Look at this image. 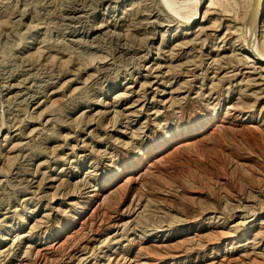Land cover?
I'll list each match as a JSON object with an SVG mask.
<instances>
[{"label": "rangeland", "instance_id": "obj_1", "mask_svg": "<svg viewBox=\"0 0 264 264\" xmlns=\"http://www.w3.org/2000/svg\"><path fill=\"white\" fill-rule=\"evenodd\" d=\"M165 1L0 0V264H264V14Z\"/></svg>", "mask_w": 264, "mask_h": 264}, {"label": "bare ground", "instance_id": "obj_2", "mask_svg": "<svg viewBox=\"0 0 264 264\" xmlns=\"http://www.w3.org/2000/svg\"><path fill=\"white\" fill-rule=\"evenodd\" d=\"M165 1V0H164ZM198 1V0H197ZM202 1V0H201ZM161 2H163V1H161ZM166 2H167V0L165 1V4H166ZM170 2V1H169ZM200 2V1H199ZM251 3H253V6H252V9L254 10V16L256 17V18H258V17H261L263 14H264V0H254V2H251ZM163 4V3H162ZM173 4V3H172ZM196 4V3H195ZM168 5V3L166 4V7H168L167 6ZM177 5V4H176ZM171 6H174V4L173 5H171ZM178 6V5H177ZM197 6V5H196ZM176 7V6H175ZM196 8H198V7H196ZM195 8V9H196ZM167 9H171V7L169 8H167ZM173 9V8H172ZM171 9V10H172ZM176 9H177V7H176ZM176 9L174 10L173 9V11H176ZM252 10V11H253ZM173 11H171V12H173ZM196 11H197V9H196ZM251 12V11H250ZM197 14H198V12H197ZM197 14H195V16H194V19H196V17L198 16ZM197 15V16H196ZM181 16H179V18H180ZM253 17V16H252ZM251 17V18H252ZM192 18H193V16H192ZM191 18V19H192ZM183 19V21H184V19L185 18H182ZM190 19V18H189ZM181 20V19H180ZM186 20V19H185ZM261 20V19H260ZM182 20H181V22H183ZM193 21H195V20H193ZM193 21H190L189 23L191 24V23H193ZM184 22H186V21H184ZM188 23V22H187ZM255 23V22H254ZM184 24V23H183ZM253 24V23H252ZM258 24V23H257ZM193 25V24H192ZM255 25V24H254ZM257 26V25H256ZM187 28H190V27H192L191 25H187L186 26ZM251 27H252V25H251ZM252 29H253V27H252ZM251 30V29H250ZM250 30H249V32H250ZM254 30V29H253ZM254 32H256V31H254ZM254 32H251V33H253L254 34ZM252 34V35H253ZM249 36H250V34H249ZM254 36V35H253ZM255 41V40H254ZM251 42H253V41H251ZM254 43V42H253ZM250 45V44H249ZM252 45H255V44H252ZM251 46V45H250ZM253 47V46H252ZM255 49H257L256 47H255ZM250 51H251V49H249ZM252 50H254L253 48H252ZM255 51V50H254ZM253 51V52H254ZM257 51V50H256ZM252 52V51H251ZM256 52H254L253 54H255ZM256 55L257 56H259V54H257L256 53ZM261 56V55H260ZM260 58V57H259ZM261 63H264V57H262L261 56V58L260 59H258ZM259 62V63H260ZM150 236V235H149ZM164 236V235H163ZM146 237V236H145ZM160 237H161V235H159V234H157L155 237H154V239H160ZM153 239V238H152ZM144 240H146V238H144Z\"/></svg>", "mask_w": 264, "mask_h": 264}]
</instances>
